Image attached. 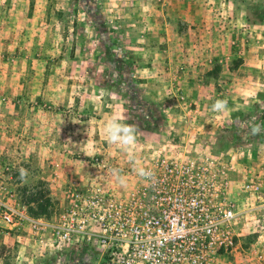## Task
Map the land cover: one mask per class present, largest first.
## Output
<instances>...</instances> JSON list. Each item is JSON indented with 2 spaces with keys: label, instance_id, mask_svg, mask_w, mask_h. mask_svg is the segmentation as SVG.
<instances>
[{
  "label": "rangeland",
  "instance_id": "rangeland-1",
  "mask_svg": "<svg viewBox=\"0 0 264 264\" xmlns=\"http://www.w3.org/2000/svg\"><path fill=\"white\" fill-rule=\"evenodd\" d=\"M112 119L137 128L135 154L208 142L237 212L219 264H264V0H0V264H98L35 222L96 176L90 157L128 158Z\"/></svg>",
  "mask_w": 264,
  "mask_h": 264
},
{
  "label": "built area",
  "instance_id": "built-area-1",
  "mask_svg": "<svg viewBox=\"0 0 264 264\" xmlns=\"http://www.w3.org/2000/svg\"><path fill=\"white\" fill-rule=\"evenodd\" d=\"M213 151L200 137L160 138L135 154L150 178L138 176L129 157H90L96 176L74 183V200L56 220L35 225L59 245L96 253L98 264H219L235 246L237 212L229 165ZM12 214L2 217L10 223Z\"/></svg>",
  "mask_w": 264,
  "mask_h": 264
},
{
  "label": "clouds",
  "instance_id": "clouds-1",
  "mask_svg": "<svg viewBox=\"0 0 264 264\" xmlns=\"http://www.w3.org/2000/svg\"><path fill=\"white\" fill-rule=\"evenodd\" d=\"M214 111H224L227 110V101L218 100L213 105ZM262 130H264V126L260 124H254L250 132L251 134H259ZM137 128L134 125H129L121 122L117 119H112L106 123V135L108 137V143L116 145L120 151L124 152L128 155L129 160L136 165L135 171L138 176L142 178H150L151 173L146 170L144 167L139 166L136 160V155L134 151V146L137 142ZM21 179H26L27 172L24 169H21ZM117 179L120 183H124L123 177L119 176L117 173Z\"/></svg>",
  "mask_w": 264,
  "mask_h": 264
}]
</instances>
